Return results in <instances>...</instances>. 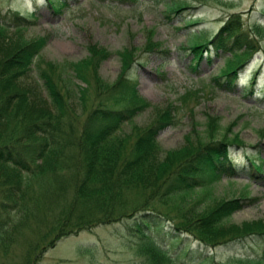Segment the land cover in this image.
<instances>
[{
  "label": "rangeland",
  "instance_id": "1",
  "mask_svg": "<svg viewBox=\"0 0 264 264\" xmlns=\"http://www.w3.org/2000/svg\"><path fill=\"white\" fill-rule=\"evenodd\" d=\"M181 1L185 3L184 7L176 12L167 13V5L171 0H134L125 4L113 0H104L101 3L98 0H64L66 5L59 12H54L47 0H0L1 14H5L4 11L8 9L21 15H34L29 26L24 29L0 30V52H2L0 57L4 61L17 62L11 53L18 47L32 46L39 43L40 38H47L45 45L39 47L36 55L30 59L40 68L39 78L31 67L29 71L22 72V75L16 74L15 81L20 83L16 90L29 93L31 98H42L47 101L51 99L53 92H57L56 95H60V99L64 101L62 121L65 131L69 129L66 123L68 119L72 129L79 130L82 124H85L89 110L97 106L99 99L103 98L102 101L106 99L103 103L105 106L109 104L106 106L109 107L108 109H120L119 106L123 108L129 100L133 102L137 97L142 98L147 103L145 110L137 111L130 121L120 125L121 129L118 127L120 131L117 128L112 132L117 131L116 134L105 138L107 147L111 146L113 139L117 137L124 140L125 148L129 147L136 137L153 123L157 113L168 107L169 111L173 112L172 123L159 129L153 136L156 150L151 158L158 167L163 162V165L171 162L183 151L184 145L193 141L202 143L208 135H212L214 139L221 138L223 134L230 139L237 135L235 138H239L244 146L230 145L229 156L238 169L242 170V172L239 170L238 176L226 178L225 175H221L222 177L214 179L211 175L205 174L204 177L207 179L211 177V181L204 178L206 182H203L205 184L202 187L205 190L203 193L201 192L204 190L196 187H190L182 192H174L176 188L174 187V190L163 192L164 186L160 185L157 193L150 199L151 204L168 213L174 208H180L182 211H192L194 215L203 214L215 199L220 198L218 201H221L223 198L226 200L235 197L233 195L246 196L251 200L247 199L243 207L232 212L222 223L238 227H242L244 223L262 224L264 178L261 176L250 178L244 172L251 170L250 159L260 164L261 169L264 170V33L255 28L257 25L260 29H264V0H176V2ZM232 12L240 15L245 30L252 33L258 31L256 38L261 49L254 53L251 60L239 71L235 89L232 92H225L210 86L211 78L219 74L224 66V56H213L210 63L202 58L196 68L191 69L192 56L188 46L193 40L209 39ZM150 43H157V46L151 52H147ZM90 48L102 49L109 55L101 60L102 63L87 62ZM162 49L166 52L161 53ZM93 56L91 58H94ZM126 58L128 60L131 58L129 62H132L125 77L128 76L135 81L137 97L125 87L123 92L120 89L122 95H118L119 93L113 89L108 96L96 95L95 83L100 89L114 86L120 72L123 74L121 62ZM97 59L95 57L96 61ZM90 67L92 70L89 71ZM254 69L256 71H253ZM92 71L95 73L92 74ZM255 72L258 74L251 83L252 93L247 91L244 93L243 90L249 89L247 86ZM195 89L199 90L196 91L197 97L191 94ZM131 94L135 98L132 99ZM120 97L126 99L125 102L122 99L121 103L118 99ZM30 104L38 107L36 100H31ZM23 106L18 110L28 113L26 116L25 113L23 114L18 126L23 124L28 126L33 121L31 117L36 113L35 106H31L32 110L28 111L26 106ZM24 116L26 120H23ZM207 117L213 119L212 132L209 133L205 128ZM76 126L79 128L77 129ZM15 135L16 133L11 137ZM62 153L64 155L61 156L69 157V153ZM64 157L62 158L66 161ZM166 157L169 161L165 159ZM38 162L36 160L33 166ZM63 163L65 166V162ZM172 165L174 163L162 168L163 173ZM75 166L58 172L55 178L44 175V172L38 173L39 177L46 178L48 182L44 186H40L35 176L20 171L21 178L17 179L20 188H30L26 190L28 192L25 199H29L30 202L43 200L44 206L39 212L42 213L41 221L45 223L42 224L40 221V224L36 225L33 221H28L17 232L4 239L0 243V264H34V262L36 264L37 262L39 264H154V261L141 260L134 239L126 232V225L132 219L124 218L113 223L100 222L96 226L75 232H69L68 225L61 223L62 215L69 216L65 205H73L74 210L81 208L86 214L90 209L89 205H92L91 201V204L86 203L89 200H83L85 201L83 205L80 203L82 201L72 202L74 192L67 185L69 178L67 176ZM73 179H75L74 184L77 185L81 178ZM150 179L149 177L146 180ZM162 179L163 177L156 184L158 185ZM122 187L119 188L121 194L117 196L118 200L110 205L117 210H120L121 205L127 212L140 209L142 205L135 209L131 207L149 196L148 187H141L139 183L126 182ZM115 190L117 193V188ZM41 193L46 194L47 197L41 196ZM210 199L213 202H210ZM204 205L209 206L205 208ZM52 232L56 234L53 238H51ZM47 242V245L42 246ZM183 243L196 249V244L191 239H186ZM40 246L42 251L38 250ZM230 246L227 244L215 249H206V254L214 257V262L211 264H223L225 256L232 252ZM238 249H236L237 254L243 253V250ZM168 252L172 255L176 252V248L170 247ZM40 258L42 261H39Z\"/></svg>",
  "mask_w": 264,
  "mask_h": 264
},
{
  "label": "trees",
  "instance_id": "2",
  "mask_svg": "<svg viewBox=\"0 0 264 264\" xmlns=\"http://www.w3.org/2000/svg\"><path fill=\"white\" fill-rule=\"evenodd\" d=\"M47 1L52 5L54 12H59L61 8L66 5L64 0ZM98 1L102 2L103 0ZM114 1L119 3H130L134 0ZM171 2L172 3L167 5V13L180 10L184 3L181 1L182 3L180 2V5L178 6L179 2H176V0H171ZM175 3L177 5L176 7ZM4 12L6 13H0V30H17L20 28H26L27 23L31 22L32 17L28 19V15H19L16 11H12L16 12L12 13L11 10L9 11L8 9ZM14 22L16 24H12ZM255 28L264 31L262 28L259 29L260 27L257 25ZM243 29L244 26L242 25L240 15L232 12L227 15L222 25L209 39L205 41H199V39H196L189 43L188 49L192 55L190 61L191 69H195L198 65V61L202 58H205L206 61L210 63L212 61V56H223L226 54L228 56L225 55L226 57H224L226 59L228 57L231 60L230 62L227 60L225 61L224 59V66L221 69L224 72L220 70L219 74L211 78L210 86L223 91H233L237 83L236 75L238 74V71L250 60L255 52L261 49L259 41L256 38V33L258 34V31L256 30L255 33H252ZM46 41V37L40 38L39 43L33 44L32 46L25 45L18 47L11 53V56L16 58L17 62H9V60L4 61L0 57V128H2V131H0V243L11 234L17 232L19 228L26 225L28 221H33L36 225L40 224L41 221L42 213L40 214L39 211H41V207L44 206V203L42 202L43 200L40 199L38 201L30 202L29 199H25L26 193L28 192L26 190H29L30 188H20V183L17 181L18 178H21L20 171L26 172L30 176H35V179H38L37 181L40 186H44L48 182L46 178L39 177L38 173L42 174L44 172V175L53 176V178H55L58 175V172L65 171V169L67 170L69 167L76 165L75 169L71 170L70 175L67 176L69 177L67 185L69 188H72L74 192L72 202L82 201L80 203L83 205L85 204V201L89 200V202L86 203H92L94 206L89 205L90 209H88L87 214L84 211H81V208L74 210L73 205L64 206L69 216H67V214L62 215L61 223H66L68 225L67 229L69 232H75L82 228H90L100 222L107 223L111 218L115 219L123 217L119 215L125 214L127 211L121 207L122 205L120 206V210H117L114 206L110 205L118 200L123 184L126 182H135L136 184L139 183L141 187H148L147 191H149V196L146 200L138 202L131 207V209H135L139 205H142L140 209L132 211L139 214L132 218L129 217L132 221L126 226L129 236L135 234L131 237L134 239L133 242L142 261L146 259L154 261V264H176V262L178 264H189V262H192V264H204L206 262H208L207 264H211L214 262V257L212 255H207L206 249H215L220 245L224 246V244H229L231 245L232 252L225 256V260L222 262L223 264H263L264 222H262V224L259 222H253L256 226L253 223H246L247 226L252 225L248 226L249 228L255 226L256 228L254 227V230L246 228V224L245 228L244 224H242L244 230L237 225H224L222 223L225 217L245 205V200L248 199L246 196L234 197V200L232 198L230 200L226 199V201L221 200L222 202L217 200L216 203L214 201V204L212 203L213 206L215 205L214 207L210 204V206H212L211 209H205L203 214L194 215L192 211H182L180 208H174L171 213H168L160 208H156L152 205L153 203L151 204L150 200L151 197L157 193L160 185L164 186L163 192L169 189L174 190V187H176L174 192H182L190 189V187H196L199 189L204 187L205 184H203V178L206 172V174L211 173L210 175H212L214 179H217L221 175H225L228 178L237 175L240 172L238 167L232 163L233 161L228 155V146L230 144H239L237 142L241 141L237 139H233V141L229 138H226L225 140L224 137L226 136L224 135V137L222 136V139L215 140L212 139V135H208L207 139L203 140L202 143L196 141L191 142L190 145H184V150L175 156L171 162L163 165L164 162L161 161L163 163L158 167V164L151 158L152 153L156 150L153 136H155L158 130L165 125L171 124L173 119V112L169 111L168 107H165L162 111L157 113L158 117L154 120L156 123L153 121L155 124H150L144 131L146 133L141 132L129 147L125 148L123 145L124 140L117 139L118 137L113 139L114 142L111 146L107 147L104 139L116 134L117 131L115 133L112 132L117 130L123 122L130 121L137 111L145 108L147 105L142 98L137 97L132 79L125 77V73L129 67H127L126 63L130 65L132 61L129 62V60H131V58L129 60L126 58L124 60L126 61L125 67L124 64L122 66L124 68V75L121 74L114 86L112 85L108 89H100L98 84L95 83L94 88L96 89V95L101 94V96L104 97L106 95L108 96V94L112 92V89L119 92L122 88L121 90L123 92V87H125L130 89L129 91L134 92L135 94H133L140 100H136V102L128 101L131 105L127 106L125 104L123 108L117 109L118 111L115 109H113L115 111H111V109L108 111L106 110L107 107L104 103H101L102 99H100L96 106L98 108L91 107V110L88 112L91 116L88 115L82 128L74 131L68 119L66 123L69 126V129L68 131L63 130L64 122L62 121V116L64 115L65 108L62 107V103L64 101L60 99V95H56L57 92H53L51 99L47 101L42 98H31L29 93H21L16 90L20 86L19 81H15L16 74L20 73L22 75V72L35 68L36 76L39 78L40 73L38 72L40 68L32 63V60L30 59L32 56L36 55L39 47L45 45ZM149 45V49H146L147 52H151L153 48L157 46V43H150ZM160 52L165 53L166 51L165 49H162ZM105 53L106 52L102 49L90 48L89 54L90 56L94 55V58H91L92 56L90 57L88 55L87 62H97L95 57H97L99 61L100 57L102 59V57L105 58L108 55V53ZM225 62H227V64ZM94 73L95 72L92 71V74ZM223 73L224 75H221ZM221 78H223L222 81ZM251 79H253V77H251ZM251 83L252 82L247 86V88L249 87L248 90H243L244 93L246 91L248 93L251 92V87L253 85ZM196 91L199 90L195 89L191 91V94L195 97H197ZM189 92L190 91H188V93ZM31 100H36L38 107L34 104H30ZM120 100L122 101L121 98ZM11 101L13 103H11ZM23 105L26 106L27 111L29 109L32 110L31 106H35L36 108V113L32 116L33 118L31 117L33 121H31L28 126L25 124L18 126V123L23 118V114L25 113L26 116L28 113L21 109L18 110L20 106ZM25 116L23 120H26ZM115 116L119 118H115ZM212 120L213 119H210L209 117L206 118L205 128L207 133L212 132ZM157 121L159 123H157ZM15 133L16 135L11 137ZM224 141H226V143H224ZM216 143L218 144L216 145ZM62 152L66 154L69 153V157L67 156L68 158H66L61 156V154L64 155ZM62 157L66 158V161ZM165 159L169 161L168 157ZM36 160L39 162L33 166V163H35ZM115 161H117V168L115 166ZM63 162H65V166ZM249 162L251 170L245 172L246 175L253 177V172H256L257 174L264 176V171L261 170L258 164H255L251 159ZM171 163H174V165L163 173L162 168L165 166L168 167V164L171 165ZM257 167L259 169H257ZM34 168L38 170V172L34 170ZM217 174L220 175L217 176ZM71 177H80L81 179L78 184L75 185V179ZM149 177L151 179L146 180ZM161 177H163V179L157 185L156 182H158ZM39 178H41V180ZM210 179L211 178L208 177V180ZM115 188L118 190L117 193H115ZM119 188L121 189L119 190ZM41 196L47 197V195L43 193H41ZM143 206H150L157 212L149 209L142 211ZM229 207L231 208L229 209ZM227 209H229V212ZM41 223L44 224L45 222L41 221ZM133 223L136 227H134L135 225H133ZM259 225H263L262 228ZM131 228L132 230H130ZM259 230L263 233L261 231L258 232ZM131 231L132 234H130ZM50 233L51 232H48V234ZM53 233L54 232H52L51 238L56 236V234L54 233L53 235ZM182 233L194 237V240L192 241L195 242L196 249L183 243L185 240L181 235ZM159 234L162 237H160ZM230 234L234 235V237ZM229 235L230 238H228ZM258 238H260V240ZM47 244L48 242L44 243L42 246ZM171 245L176 248V252L172 255L168 252V248H170ZM42 246L38 248L39 251L42 249ZM241 246L242 248H240ZM245 247L248 249L250 248V250H246ZM237 248L243 250V254H237ZM178 254H180L183 261L181 259L178 260V257L180 258ZM247 258L251 260H248ZM166 260L167 262H165Z\"/></svg>",
  "mask_w": 264,
  "mask_h": 264
},
{
  "label": "bare ground",
  "instance_id": "3",
  "mask_svg": "<svg viewBox=\"0 0 264 264\" xmlns=\"http://www.w3.org/2000/svg\"><path fill=\"white\" fill-rule=\"evenodd\" d=\"M171 3H172V2H171ZM181 3H182V2H181ZM179 5H180V2H179V4H178V6H179ZM184 5H185V3L182 4L183 7H184ZM176 6H177V5H176V3H175V7H176ZM172 7H173V5H172ZM172 7H171V8H172ZM175 7H174V8H175ZM61 9H62V8H61ZM169 9H170V8H169ZM177 9H178V8H177ZM183 9H184V8H183ZM177 11H178V10H177ZM19 15H20V14H19ZM27 17H28V19H29L30 17H34V15L31 14V15H28ZM10 20H11V19H10ZM260 20H261V19H260ZM5 21H6V20H5ZM5 21H4V22H5ZM15 21H16V20H15ZM257 21H258V20H257ZM17 22H18V21H17ZM29 23H30V22H29ZM29 23H27V26H29V25H28ZM260 23H261V22H260ZM12 24H16V23L14 22V23H12ZM19 24H20V23H19ZM9 25H10V24H9ZM21 25H22V24H21ZM238 25H239V24H238ZM15 26H16V25H15ZM12 27H13V25H12ZM5 28H6V26H5ZM9 29H10V28H9ZM13 29H14V28H13ZM23 29H24V28H23ZM241 29H242V28H241ZM241 29H240V30H241ZM256 29H258V28H256ZM259 29H260V28H259ZM19 30H20V29H19ZM243 30H244V29H243ZM263 30H264V29H263ZM254 31H255V30H254ZM261 31H262V30H261ZM8 32H9V31H8ZM18 32H19V31H18ZM240 32H241V31H240ZM15 33H16V32H15ZM15 33H13V34H15ZM218 33H219V32H218ZM254 33H255V32H254ZM263 33H264V31H263ZM263 33H262V34H263ZM19 35H20V33H19ZM210 37H211V36H210ZM213 37H214V36H213ZM46 42H47V41H46ZM212 42H213V41H212ZM198 45H199V44H198ZM224 45H225V44H224ZM233 45H234V44H233ZM235 45H236V44H235ZM195 46H197V45H195ZM199 46H200V45H199ZM230 46H231V45H230ZM218 48H219V47H218ZM42 49H43V48H42ZM219 50H220V49H219ZM221 50H222V49H221ZM227 50H228V49H227ZM227 50H226V51H227ZM232 50H233V49H232ZM235 50H236V49H235ZM88 51H89V50H88ZM199 51H200V50H199ZM214 51H215V50H214ZM194 52H195V51H194ZM222 52H223V51H222ZM230 52H231V51H230ZM103 54H104V53H103ZM103 54H102V55H103ZM105 54H106V53H105ZM204 54H205V53H204ZM39 55H40V54H39ZM108 55H109V53H108ZM225 55H226V54H225ZM225 55H223V56H225ZM89 56H90V55H89ZM210 56H211V55H210ZM210 56H209V57H210ZM223 56H221V57H223ZM226 56H228V55H226ZM226 56H225V57H226ZM90 57H91V56H90ZM90 57H89V58H90ZM212 57H213V56H212ZM219 57H220V56H219ZM225 57H224L225 61L227 60V61H230V62H231V60H230L228 57H227V59H226ZM231 57H232V56H231ZM207 58H208V57H207ZM87 59H88V58H87ZM102 59H103V57H102ZM102 59L100 58L99 61L101 62ZM104 59H105V58H104ZM196 59H197V58H196ZM228 59H229V60H228ZM232 59H233V58H232ZM106 60H107V59H106ZM121 60H122V59H121ZM84 61H86V60H84ZM197 61H198V60H197ZM199 61H200V60H199ZM232 61H233V60H232ZM97 62H98V59H97ZM122 62H123V60H122ZM122 62H121L122 66H123V64H124V67H125V63H126V61H124L125 63H124V62L122 63ZM95 63H96V62H95ZM98 63H99V62H98ZM98 63H97V64H98ZM101 63H102V62H101ZM101 63H100V64H101ZM225 63L227 64V62H225ZM126 64H127V67H128V66H129L128 63H126ZM95 65H96V64H95ZM98 65H99V64H98ZM132 66H133V65H132ZM91 68H92V67L89 68V71H90ZM123 69H124V68L122 67L121 70H123ZM127 69H128V68H127ZM32 70H33V72H36V69H35V68H32ZM75 70H76V69H75ZM91 70H92V69H91ZM128 70H129V69H128ZM71 71H72V70H71ZM77 71H78V69H77ZM221 71H222V70H221ZM222 72H224V71H222ZM222 72H221V73H222ZM121 73H122V72H120V74H121ZM127 73H128V72H127ZM240 73H241V72H240ZM73 74H74V73H73ZM77 74H78V73H77ZM77 74H75V75H77ZM120 74H119V77H120ZM128 74H129V73H128ZM257 74H258V72H255V74L253 75V79L251 80V82H254L255 77H256ZM123 75H124V74H123ZM221 75H224V73L221 74ZM235 75H236V74H235ZM29 76H30V75H29ZM70 76H71V75H70ZM236 76H237V75H236ZM236 76H235V77H236ZM34 77H35V76H34ZM73 77H74V76H73ZM77 77H78V76H76V78H77ZM127 77H128V76H127ZM127 77H126V78H127ZM78 78H80V77H78ZM31 79H32V78H31ZM128 79H129V78H128ZM119 81H120V80H119ZM121 81H122V79H121ZM127 81H128V80H127ZM221 81H222V79H221ZM221 81H220V82H221ZM236 81H237V80H236ZM34 83H35V82H34ZM129 83H130V82H129ZM132 83H134V85L136 86L135 81L132 80ZM227 83H228V82H227ZM39 84H40V83H39ZM125 84H126V83H125ZM35 85H37V83H36ZM130 85H131V84H130ZM135 86H134V88H135ZM29 87H30V86H29ZM127 87H128V86H127ZM32 88H33V87H32ZM130 88H132V87H130ZM121 89H122V88H121ZM127 89H128V88H127ZM30 90H32V89L30 88ZM129 90H130V89H129ZM131 90H132V89H131ZM120 91H121V90H120ZM120 91L117 92V93H121V95H122V92H120ZM132 91H134V90H132ZM135 91H136V88H135ZM31 92H32V91H31ZM130 92H131V91H130ZM130 92H128V95H129ZM43 93H44V92H43ZM133 93H134V92H132V94H133ZM135 93H136V92H135ZM135 93H134V94H135ZM86 94H87V93H86ZM124 94H125V93H123V96H124ZM132 94H131V95H132ZM42 95H43V94H42ZM118 95H120V94H118ZM128 95H126V97H127ZM81 96H82V95H80V97H81ZM123 96H121V97H123ZM132 96H133V95H132ZM84 97H85V96H84ZM121 97H120V98H121ZM124 97H125V96H124ZM82 98H83V97H82ZM87 98H88V97H87ZM120 98H118V99H120ZM127 98H129V97H127ZM133 98H135V96H133L132 99H133ZM92 99L94 100V98H92ZM102 99H103V98H102ZM111 99H112V98H111ZM113 99H115V98H113ZM121 99L124 100V98H121ZM86 100H88V99H86ZM97 100H98V99H97ZM99 100H100V99H99ZM104 100H106V99H104ZM104 100H103V101H104ZM125 100H126V99H125ZM125 100H124V102H125ZM128 100H129V99H128ZM137 100H140V99H137ZM72 101H73V100H72ZM88 101H89V100H88ZM103 101H102L101 103H103ZM110 101H111V100H110ZM131 101H132V100H131ZM131 101L129 100V102H131ZM74 102H75V101H74ZM97 102H98V101H97ZM108 102H109V101H107V103H108ZM133 102H136V101H133ZM80 103H81V102H80ZM87 103H89V102H87ZM91 103H92V102H91ZM98 103H99V102H98ZM121 103H122V101H121ZM126 103H127V102H126ZM73 104H74V103H73ZM104 104H105V103H104ZM114 104H115V103H114ZM49 105H50V104H49ZM82 105H83V104H82ZM85 105H86V104H85ZM90 105H91V104H90ZM92 105H94V104H92ZM108 105H109V104H108ZM108 105H106V106H108ZM117 105L119 106V103H118ZM120 105H122V104H120ZM123 105H124V104H123ZM126 105H127V106L129 105V106H130L131 104L129 103V104H126ZM111 106H112V105H111ZM95 107H96V106H95ZM119 107H120V109H121V106H119ZM125 107H126V106H125ZM134 107H137V106H134ZM86 108H87V107H86ZM92 108H93V107H92ZM96 108H98V107H96ZM108 108H109V107H108ZM108 108H107V109L104 108V109H106V110L109 111ZM87 109H88V108H87ZM87 109H86V110H87ZM94 109H95V108H94ZM99 109H100V108H99ZM101 109H102V108H101ZM143 109H144V108H143ZM90 110H91V109H90ZM90 110H89V111H90ZM97 110H98V109H97ZM112 110H113V108L111 109V111H112ZM115 110L118 111L117 109H115ZM115 110H113V111H115ZM124 110H125V109H124ZM133 110H135V109H133ZM144 110H145V109H144ZM87 111H88V110H87ZM108 111H107V112H108ZM160 111H162V110H160ZM100 112H102V111H100ZM157 112H158V111H157ZM54 113H55V111H54ZM85 113L87 114V112H85ZM108 113H109V112H108ZM120 113H121V112H120ZM125 113H127V112H125ZM125 113H124V114H125ZM133 113H134V112H133ZM169 113H170V112H169ZM82 114H83V112H82ZM86 114H84V115H86ZM90 114H91V113H90ZM112 114H113V113H112ZM116 114H117V113H116ZM138 114H139V113H138ZM155 114H156V111H155ZM155 114H154V115H155ZM110 115H111V114H110ZM117 115H118V114H117ZM119 115H120V114H119ZM121 115H122V114H121ZM130 115H131V114H130ZM170 115H171V114H170ZM82 116H83V115H82ZM82 116H81V117H82ZM89 116H91V115H89ZM113 116H114V115H113ZM113 116H112V118H113ZM126 116H127V115H126ZM166 116H167V115H166ZM76 117H77V116H76ZM116 117H117V116H115V118H116ZM156 117H158V116H156ZM117 118H119V117H117ZM121 118H122V117H121ZM160 118H161V116H160ZM78 119H80V118H78ZM85 119H86V118H85ZM110 119H111V118H110ZM83 120H84V118H83ZM83 120H82V123H84ZM117 120H118V119H117ZM154 120H155V119H154ZM159 120H161V119H159ZM163 120H164V119H163ZM168 120H169V119H168ZM78 121H79V120H78ZM152 121H153V120H152ZM85 122H86V121H85ZM154 122L156 123V121H154ZM154 122H153V123H154ZM79 123H81V122L79 121ZM123 123H124V122H123ZM155 123H154V124H155ZM157 123H159V122L157 121ZM154 124H153V126H154ZM78 125H80V124H78ZM82 125H83V124H82ZM118 126H119V125H118ZM76 127H77V126H76ZM83 127H84V126H83ZM150 127H151V126H150ZM157 127H158V124H157ZM78 128H79V127H77V129H78ZM81 128H82V127H81ZM119 128H120V126H119ZM119 128H118V129H119ZM79 129H80V128H79ZM120 129H121V128H120ZM120 129H119L118 131H120ZM81 130H83V129H81ZM228 130H229V129H228ZM121 131H122V130H121ZM78 132H79V131H78ZM81 133H83V132H81ZM144 133H146V132H144ZM140 134H141V133H140ZM223 135H224V134H223ZM224 136H225V135H224ZM224 136H223V137H224ZM226 136H227V135H226ZM123 137H124V136H123ZM191 137H192V136H191ZM235 137H237V135H235L234 138H233V139L236 140ZM189 138H190V135H189ZM189 138H188V139H189ZM224 138H225V140H226V137H224ZM227 138H228V137H227ZM133 139H134V138H133ZM192 139H193V138H192ZM213 139H214V138H213ZM218 139H220V138H218ZM218 139H215V140H218ZM221 139H222V136H221ZM229 139H230V138H229ZM233 139H230V140H233ZM127 140H128V139H127ZM131 140H132V138H131ZM189 140H190V139H189ZM203 140H204V139H203ZM211 140H212V139H211ZM237 140H239V138H238ZM233 141H234V140H233ZM131 142H132V141H131ZM193 142H194V141H193ZM215 142H216V141H215ZM215 142H214V143H215ZM220 142H221V141H220ZM220 142H219V143H220ZM236 142H237V141H236ZM214 143H213V144H214ZM224 143H226V141H224ZM224 143H223V144H224ZM228 143H229V142H228ZM237 143H239V144H235V145H243L241 142H237ZM211 144H212V143H211ZM217 144H218V143H216V145H217ZM229 144H230V143H229ZM189 145H190V144H189ZM230 145H232V144H230ZM230 145L228 146V150H229ZM243 146H244V145H243ZM189 147H190V146H189ZM191 147H192V146H191ZM98 149H99V147H98ZM100 150H101V149H100ZM183 150H184V149H183ZM181 151H182V150H181ZM230 154H231V153H230ZM228 155H229V154H228ZM230 158H231V157H230ZM227 161H228V160H227ZM232 163H233V162H232ZM224 164H225V163H224ZM251 164H252V163H251ZM205 165H206V164H205ZM202 167H203V166H202ZM235 167H236V166H235ZM259 167H260V166H259ZM224 168H225V167H224ZM254 168H255V167H254ZM257 169H259V168L257 167ZM205 170H206V169H205ZM239 170H240V169H239ZM246 170H247V168H246ZM203 171H204V170H203ZM232 171H233V170H232ZM235 171H236V170H235ZM259 171H260V170H259ZM173 172H174V171H173ZM223 172H224V171H223ZM225 172H226V171H225ZM246 172H247V171H246ZM257 172H258V171H257ZM206 173H207V172H206ZM206 173H205V174H206ZM259 173H260V172H259ZM210 174H211V173H210ZM210 174L208 173V176H209ZM225 174H228V173H225ZM242 174H243V173H242ZM206 175H207V174H206ZM213 175H214V174H213ZM218 175H220V174H217V176H218ZM211 176H212V175H211ZM221 177H222V176H221ZM204 178H205V177H204ZM204 178H203V180H204ZM210 178H211V177H210ZM212 178H214V177L212 176ZM215 178H216V177H215ZM258 178H259V177H258ZM205 179H207V178H205ZM238 179H239V178H238ZM203 180H201V181H203ZM207 180H208V179H207ZM213 180H214V179H213ZM204 181H205V180H204ZM208 181H209V180H208ZM210 181H211V179H210ZM205 182H206V181H205ZM206 184H207V183H206ZM208 186H209V185H208ZM205 187H206V186H205ZM201 189H202V187H201ZM199 190H200V189H199ZM202 190H204V189H202ZM206 190H207L206 192H208V188H206ZM195 191H196V190H195ZM195 191H194V192H195ZM199 192H200V191H199ZM203 192H205V190L202 191L201 193H203ZM192 193H193V192H192ZM205 194H207V193H205ZM233 194H234V193H233ZM203 195H204V194H203ZM233 196L238 197V196H236V195H233ZM218 197H219V196H218ZM220 197H222V196H220ZM229 197H230V196H229ZM229 197H227V198H229ZM241 197H242V196H241ZM244 197H245V196H244ZM244 197H243V198H244ZM222 198H223V197H222ZM225 198H226V197H225ZM233 198H234V197H232V199H233ZM212 199H214V198H212ZM212 199H210V202H213ZM217 199H218V198H217ZM219 199H220V198H219ZM219 199H218V200H219ZM230 199H231V198H229L228 200H230ZM253 199H254V198H253ZM253 199H252V200H253ZM211 200H212V201H211ZM222 200H225V199L223 198ZM233 200H234V199H233ZM216 201H217V200L215 199V203H216ZM225 201H226V200H225ZM247 201H248V200H247ZM255 201H257V200H255ZM255 201H254V202H255ZM210 202H209V203H210ZM221 202H222V201H221ZM221 202H219V203H221ZM209 203H208V204H209ZM231 203H232V202H231ZM239 203H240V202H239ZM210 204L213 206L214 202H213V204H212V203H210ZM241 204H242V203H241ZM247 204H248V203H247ZM247 204H246V205H247ZM205 206H209V205H204V207H205ZM212 206H210V207L212 208ZM214 206H215V205H214ZM214 206H213V207H214ZM222 206H223V205H222ZM210 207H208V208H210ZM233 207H234V206H233ZM202 208H203V206H202ZM205 208H206V207H205ZM208 208H207V209H208ZM211 208H210V209H211ZM227 208H228V206H227ZM230 208H231V207H229V209H230ZM146 209L152 210L149 206H143L142 211H144V210H146ZM229 209H227L228 212H229ZM233 209H234V208H233ZM200 210H201V209H200ZM207 211H208V210H207ZM202 212H203V211H202ZM204 212H205V211H204ZM226 212H227V211H226ZM147 213H148V212H147ZM137 214H139V213H137V212H132V211H131V212H125V214H122V215L120 214V215H119V216H123V217H121V218H120V217H119V218H115V219H114V218H111V219L108 218L109 221H107V223L118 222L119 220H122V219L124 220V218H129V217L132 218V217L136 216ZM152 214H153V213H152ZM225 214H226V213H225ZM231 216H232V215H231ZM151 217H152V216H151ZM227 217H228V216H227ZM136 218H137V217H136ZM225 218H226V217H225ZM225 218H224V219H225ZM106 220H107V219H106ZM125 220H126V219H125ZM127 220H128V219H127ZM149 220H150V219H149ZM102 221H103V220H102ZM224 221H225V220H224ZM127 222H128V221H127ZM130 222H131V221H130ZM242 223H243V222H242ZM252 223H253V222H252ZM122 224H123V223H122ZM125 224H126V223H125ZM128 224H129V223H128ZM227 224H228V223H227ZM245 224H246V223H244V228H245ZM253 224L255 225V223H253ZM96 225H97V224H96ZM96 225H94V226H96ZM133 225H135V224L133 223ZM133 225H132V226H133ZM138 225H139V224H138ZM144 225H145V224H144ZM239 225H240V224H239ZM263 225H264V224H263ZM263 225H259V226H261V228H262ZM99 226H101V225H99ZM123 226H124V225H123ZM126 226H127V225H126ZM132 226H131V227H132ZM246 226H247V224H246ZM248 226H252V225H248ZM248 226H247L246 228H248V229H253L256 225L253 226V228H249ZM257 226H258V224H257ZM134 227H136V225H135ZM242 228H243V227H242ZM242 228H241V229H242ZM244 228H243V229H244ZM255 228H256V227H255ZM86 229H87V228H86ZM125 229H126V228H125ZM136 229H139V228H136ZM243 229H242V230H243ZM248 229H247V230H248ZM130 230H132V228H131ZM244 230H245V229H244ZM253 230H254V229H253ZM261 230H263V229H261ZM261 230H259L258 232H260ZM77 231H78V230H77ZM136 231H137V230H136ZM142 231H144V230H142ZM166 231H167V230H166ZM171 231H172V230H171ZM126 232H128L127 229H126ZM129 232H130V231H129ZM164 232H165V231H164ZM235 232H236V231H235ZM239 232H240V231H239ZM258 232H257V234H258ZM261 232H262V231H261ZM263 232H264V231H263ZM263 232H262V233H263ZM133 233H134V232H133ZM137 233H138V232H137ZM241 233H242V231H241ZM72 234H73V233H72ZM130 234H132V231H131ZM165 234H166V233H165ZM254 234H255V233H254ZM260 234H261V233H260ZM74 235H75V234H74ZM132 235H135V234H132ZM132 235H131V236H132ZM156 235H157V234H156ZM170 235H171V234H170ZM181 235H182V237H183L184 240H186V239L194 240V237L191 236V235H188V234H185V233H182ZM230 235H232V234H230ZM230 235H229V237H228V236H227V237L230 238ZM235 235H236V234H235ZM237 235H238V234H237ZM245 235H246V234H245ZM247 235H248V234H247ZM128 236H129V235H128ZM131 236H129V237H131ZM159 236H160V234H159ZM159 236H158V237H159ZM163 236H164V235H163ZM174 236H175V235H174ZM239 236H240V235H239ZM241 236H242V235H241ZM158 237H156V238H158ZM160 237H162V236H160ZM165 237H166V236H165ZM232 237H234V235H232ZM249 237H250V236H249ZM150 238H151V237H150ZM253 238H254V237H253ZM61 239H62V238H61ZM151 239H152V238H151ZM175 239H176V238H175ZM244 239H245V238H244ZM251 239H252V238H251ZM258 239L260 240V238H258ZM261 239H262V238H261ZM256 240H257V239H256ZM256 240H255V242H256ZM59 241H60V240H59ZM155 241H156V240H155ZM242 241H243V239H242ZM148 242H149V241H148ZM246 242H247V241H246ZM150 243H151V240H150ZM153 243H154V242H153ZM158 243H159V241H158ZM158 243H157V244H158ZM227 243H228V242H227ZM233 243H234V242H233ZM248 243H249V242H248ZM259 243H261V242H259ZM155 244H156V243H155ZM230 244H231V243H230ZM234 244H236V243H234ZM254 244H255V243H254ZM254 244H253V245H254ZM150 245H151V244H150ZM224 245H225V244H224ZM228 245H229V244H228ZM237 245H238V244H237ZM248 245H249V244H248ZM167 246H168V245H167ZM172 246H173V245H171V247H172ZM165 247H166V246H165ZM165 247H164V248H165ZM162 248H163V247H162ZM185 248H186V247H185ZM190 248H191V247H190ZM190 248H189V249H190ZM240 248H242V246H241ZM43 249H44V248H43ZM173 249H174V248H173ZM243 249H244V248H243ZM245 249H246V250H250V248L248 249L247 247H245ZM252 249H253V248H252ZM185 250H186V249H185ZM41 251H42V250H41ZM189 251H190V250H189ZM182 252H183V251H182ZM192 252H193V251H192ZM245 252H246V251H245ZM253 252H254V251H253ZM45 253H46V252H45ZM45 253H44V254H45ZM246 253H247V252H246ZM248 253H249V252H248ZM40 254H41V253H40ZM242 254H243V253H242ZM37 255H38V254H37ZM178 255L180 256V254H178ZM39 256H41V255H39ZM42 256H43V255H42ZM183 256H185V255H183ZM246 256H247V255H246ZM251 256H252V255H251ZM177 257H178V256H177ZM186 257H187V256H186ZM252 257H253V256H252ZM256 257H257V256H256ZM175 258H176V256H175ZM178 258H179V257H178ZM181 258H182V257L180 256V259H181ZM248 258H249V257H248ZM248 258H247V259H248ZM253 258H255V257H253ZM33 259H34V258H33ZM37 259H38V258H37ZM176 259H177V258H176ZM187 259H188V257H187ZM167 260H169V259H167ZM167 260H166L165 262H167ZM174 260H175V259H174ZM178 260H179V259H178ZM248 260H251V259H248ZM39 261H42V259L40 258ZM171 261H173V260H171ZM176 261H177V260H176ZM182 261H183V260H182ZM31 262H32V261H31ZM160 262H161V261H160ZM37 263L39 264V262H37ZM40 263H41V262H40ZM28 264H29V263H28ZM31 264H32V263H31ZM34 264H36V263L34 262ZM158 264H160V263H158ZM167 264H168V263H167ZM169 264H170V263H169ZM176 264H178V263L176 262ZM181 264H182V263H181ZM228 264H229V263H228Z\"/></svg>",
  "mask_w": 264,
  "mask_h": 264
}]
</instances>
